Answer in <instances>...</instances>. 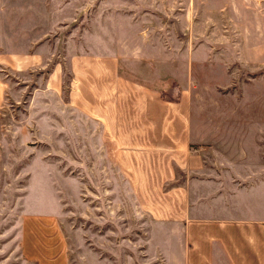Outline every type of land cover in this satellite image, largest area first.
<instances>
[{
	"label": "rangeland",
	"instance_id": "374dc122",
	"mask_svg": "<svg viewBox=\"0 0 264 264\" xmlns=\"http://www.w3.org/2000/svg\"><path fill=\"white\" fill-rule=\"evenodd\" d=\"M98 1L103 4L97 10ZM48 2L38 0V16L19 24L6 15L15 13L14 0H0L4 35L33 22L40 42L50 27L42 23ZM85 4L78 29L83 44H57L58 34L63 40L69 28L56 29L46 37L50 43L38 44L47 57L41 69H0V264H168L165 249L176 264L175 241L162 240L159 227L138 208L114 160L117 146L105 144L99 126L67 107L72 74L62 58L83 49L113 52L123 77L140 73L134 81L166 92L165 101L176 103L185 90L192 148L204 163L199 176L215 183L207 192L227 195L242 187L227 204L233 214L264 216V0ZM100 9L107 13L98 23L113 16L119 28L109 50L95 44ZM78 30L71 27L76 36ZM57 62L65 64L60 95L46 88Z\"/></svg>",
	"mask_w": 264,
	"mask_h": 264
},
{
	"label": "crops",
	"instance_id": "0c3cea01",
	"mask_svg": "<svg viewBox=\"0 0 264 264\" xmlns=\"http://www.w3.org/2000/svg\"><path fill=\"white\" fill-rule=\"evenodd\" d=\"M98 4L97 10L103 2ZM46 5L49 16L42 23L50 27L43 31L40 42L39 26L33 22L28 27L16 25L5 36L1 20L4 14L0 12L1 66L16 73L41 69L47 57L38 53V44L50 43L46 37H53L51 33L56 29L69 28L63 40L62 33L58 34L57 44L62 41L69 48L74 45L76 48L84 43L78 29L85 23V0H49ZM10 8L15 13L6 15L16 17L21 24L27 17L38 16L39 5L38 0H14ZM106 13L103 9L97 12L94 37L95 44L109 50L108 44L118 42L115 34L119 28L113 16L111 22L98 23ZM72 26L79 31L78 36L71 31ZM21 44L24 45L19 47ZM112 53L93 54L83 49L62 58L67 60L66 67L72 74L67 107L99 126L101 136L105 134L102 137L105 144L117 146L113 151L114 160L125 172L138 208L159 227L162 240L175 241L176 264H264V216L233 214L234 210L227 204H232L231 200L239 195L242 187L234 188V193L227 195L207 192L210 188L207 185L215 183L199 176L204 163L192 148L187 92L181 91L176 103L165 101L161 95L166 92L134 81L136 77L141 79L140 73L130 72L131 77H123L120 59ZM63 64L54 63L46 81V88L57 95L62 89ZM2 99L0 82V105ZM124 151L128 153L125 167ZM137 162L144 167L138 168ZM174 182L178 183L165 187ZM191 197H194L192 202ZM210 199L215 203H203ZM219 211L226 217H220ZM165 252V262L170 264L166 249Z\"/></svg>",
	"mask_w": 264,
	"mask_h": 264
},
{
	"label": "trees",
	"instance_id": "16d2710c",
	"mask_svg": "<svg viewBox=\"0 0 264 264\" xmlns=\"http://www.w3.org/2000/svg\"><path fill=\"white\" fill-rule=\"evenodd\" d=\"M62 68H63V67H62ZM0 69H6V68H5L4 66H1V65H0ZM63 69H64V68H63ZM8 70H9V69H8ZM63 72L66 73L65 71H63ZM161 97H162V99L164 98V97H163V94L161 95ZM176 101H177V100H176ZM173 102H175V100H174ZM1 105H2V102H1ZM1 105H0V106H1Z\"/></svg>",
	"mask_w": 264,
	"mask_h": 264
}]
</instances>
